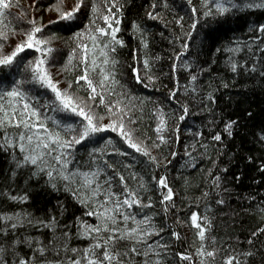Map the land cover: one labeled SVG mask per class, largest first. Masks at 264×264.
Returning a JSON list of instances; mask_svg holds the SVG:
<instances>
[{"label":"snow or ice","instance_id":"obj_1","mask_svg":"<svg viewBox=\"0 0 264 264\" xmlns=\"http://www.w3.org/2000/svg\"><path fill=\"white\" fill-rule=\"evenodd\" d=\"M186 2L189 6L187 30L185 17H174L182 32V36L176 37L182 42L179 52L173 53L175 62L188 54L199 30H204L201 42L210 43L228 17L247 10H264V0H198V6L193 0ZM158 6L168 9V0H161L159 5L153 0L147 19L159 20L167 26L161 13L156 11ZM19 7V0H0V151L7 152L14 165L9 179L15 182L18 175L24 176L25 190L17 194H13L12 189L0 191V199L27 204L29 182L36 181L51 192L68 194L80 206L81 215L75 216L71 225L61 226L59 217H63L66 208L60 201L56 206L59 217L51 212L45 218L35 217L23 209L0 212V264H167L169 250L182 240L180 232L167 224L170 218L177 227L187 225L194 229L199 241L198 244L193 241L192 254L175 251L177 264H217L219 249L214 247L215 237L211 238L213 247L206 243L211 220L196 211L186 213L177 204V194L167 175L155 174L161 167L166 173L171 160L158 159L152 150L168 144L166 133L179 138V122L189 113L187 104H180L179 115L173 113L177 121L173 127L169 126L163 108L156 107L152 113L157 120L155 139H141L136 126L142 117L135 116L132 107L121 99L130 98L128 94L117 92V87L124 86L116 79L115 67L119 62L111 54L116 52L117 46H125L117 35L121 31L124 5L119 0H74L72 6L67 7L66 0H52L45 6L42 0H33L27 11L21 10L15 16L17 20L26 18L23 20L26 27L17 29L11 26L9 17L13 16L11 10ZM42 8L55 18L44 23L43 16L36 15ZM132 31L140 35V44L147 49L145 30L133 21ZM249 31L264 37V24L250 27ZM61 33L67 34L66 38ZM17 37L22 39L6 52L5 46ZM61 41L69 51L59 72L67 73L71 66L72 71L79 69L80 73L64 81L56 80L52 72L60 51L55 45ZM248 49L252 50L251 45ZM215 51L236 53L240 48L217 47ZM260 51L264 52V48ZM133 60L140 63L135 54ZM175 62L172 72L178 68ZM229 63L233 73L241 67L231 58ZM142 65L143 76L139 67L129 65L133 80L144 88L159 91L155 87L159 77L152 74L147 57L143 58ZM182 67L189 71L194 84L198 76L192 74L189 63L184 62ZM250 71L257 69L253 66ZM260 75L264 76V71ZM61 83L67 86L61 88ZM192 91L195 92V88ZM81 92L85 94L83 97L79 95ZM176 98L177 92L169 90L166 99ZM208 99H213L211 94ZM237 123L236 120L225 123L223 131L229 138ZM107 133L116 134L125 147H118L110 136L106 138ZM211 138L215 142L222 141L220 133H214ZM258 140L264 143V130ZM200 146L208 147L203 143ZM191 147L195 150L196 145ZM176 154L173 152L172 157ZM185 154L191 155L187 148ZM84 156L87 159H83ZM137 156L146 160L140 161ZM109 157L128 158L132 162ZM139 163L154 170L151 184L134 171ZM213 165L215 167L214 161ZM260 170L264 171V167ZM208 176L213 177V169H208ZM220 181L221 177L215 175L211 184L220 188ZM209 195V192L202 194L203 198ZM157 203L159 212L155 210ZM216 203L225 201L218 199ZM158 215L160 223L156 221ZM184 215H187L186 220L181 219ZM29 227L40 231L42 236L43 230H47L50 237L19 235L21 229ZM165 232L172 238L171 243L163 240ZM262 233L264 228L253 232L252 236ZM73 239L87 243L73 247ZM248 243L251 245L253 241L249 239ZM24 248L27 251L22 254ZM240 256L250 258L255 253L228 254L221 257V264H247V259L242 261Z\"/></svg>","mask_w":264,"mask_h":264},{"label":"trees","instance_id":"obj_2","mask_svg":"<svg viewBox=\"0 0 264 264\" xmlns=\"http://www.w3.org/2000/svg\"><path fill=\"white\" fill-rule=\"evenodd\" d=\"M182 1L185 4L181 0H178V4L175 0H168V9L157 7L156 11L160 12L164 21L167 22L166 26L159 20L147 19L146 13L151 10L150 5L153 0H119V3L124 5L123 27L129 35L117 34L118 38L123 39L125 46H117L116 52L111 54L112 57L117 58L118 62L126 64L125 67L120 64L116 65V79L120 85L124 86L123 88L117 87V92L127 93L130 98L121 97V99L129 107H132L135 116L142 117L138 125L141 133L139 136L143 139L151 137L154 140L153 130L155 127L148 131L151 121L150 112L156 107H162L168 118L174 117L173 113L179 115V108L175 109L173 106V111H170L169 108H164L162 105L170 103V100L166 99L169 90H176L177 98L173 100V105L187 104L197 119L195 121L190 119L187 122L188 126L183 131L179 142L170 133H166L168 144L162 145L160 149L152 150V154L164 161L165 157L169 160L172 153L177 150V156L168 166L167 172H164L173 190L179 192L180 198L177 204L182 206L188 214L194 208L201 212L202 217L207 216L211 220L210 231L206 232V243L210 248L213 247L211 238L215 237L214 247L219 249L217 264H221V257L228 254L235 255L248 251L255 253V256L250 258L240 256L242 261L247 259V264H264V233L252 236L253 232L264 228V211H262L264 209V171L260 170L261 167H264V143L258 140L259 134L264 130V76L260 75V72L264 71V52H261L259 47H255V40L247 35L250 32V27L255 28V26L263 24L264 10H247L228 17L227 23L214 33L210 43L201 42L204 30H199V35H195L190 44L188 54L180 62H175L173 53L179 52L182 42L176 37L182 36V32L174 17L184 16V28L185 30L188 28L189 6L186 0ZM71 2L73 1L66 0V6ZM155 2L159 5L161 0H155ZM193 4L198 6V0H193ZM29 5L23 2L20 3L19 8L11 10L13 13V16L9 17L12 21L11 26L17 29L20 26H26L23 23L26 18L17 20L15 16H18L21 10L27 11ZM54 18L53 14L49 17V19ZM133 21L145 30L144 39L148 43L147 49L140 44V35L133 33L131 26ZM19 39L22 37L16 38L17 41ZM248 45H251V51H249ZM59 46L62 48L57 53L59 63L57 67L52 68V72L56 80H70L72 73L80 74L79 69L74 72L70 70L67 74L59 72L69 51V48L63 43ZM217 47L222 49L239 47L240 51L236 53L216 52ZM254 52V56H251ZM134 54L138 60L144 57L151 58L152 74L159 77L155 86L160 89L159 91L151 87L144 88L135 83L127 73L126 67L135 62ZM156 57L160 59L157 60ZM230 58L232 62L241 66L238 67L236 73L231 71ZM174 62L178 64V68L172 72ZM184 62H188L192 74L198 76L194 84L191 82L189 71L182 67ZM253 66L256 67V72L250 71ZM58 72L59 74H57ZM175 78L177 83L174 81ZM225 84L228 87H224ZM62 85L66 86V83ZM193 88H195V92L192 91ZM209 94L213 97L212 100L208 99ZM116 98L112 97L113 100ZM101 111L103 110L101 109ZM248 113H251V116ZM174 120H176L175 117L169 124L170 127H173ZM230 120L238 122L233 129L231 138L223 131L225 123ZM198 132L202 135L196 136L195 134ZM214 133L222 135L221 142L212 140L211 137ZM108 136L112 138L113 134L105 135L106 138ZM148 143L150 144L151 141ZM201 143L207 144V149L202 148ZM193 144L196 145L195 150L191 147ZM186 148L191 153L190 156L185 154ZM109 159L132 162L123 157H109ZM137 159L146 160L145 157L140 156H137ZM225 168L227 171H222ZM11 169L7 156L0 153V191L12 189L13 194L22 193L25 190V177L18 175L15 182H12L9 179ZM208 169H213V177L215 175L221 177L220 188H214L211 184L213 177L208 176ZM134 171L140 173L145 181L151 184L150 177L154 173L152 168L147 167L144 163H139ZM155 174H163V167ZM224 189H228V191L225 192ZM28 191L30 195L27 204H14L0 199V212L11 213L23 209L31 212L35 217L45 218L49 212L59 217V210L56 206L60 201L66 208L63 217H59L61 226L71 225L74 217L81 215L80 206L62 191L60 193L51 192L42 188L36 181L29 182ZM203 192H209L210 195L203 198ZM218 199H223L225 203L217 204ZM155 210L160 211L158 203ZM181 219L186 220L187 215L182 216ZM156 221L160 223L161 216L158 215ZM167 224L173 225L181 234L182 240L176 243L178 250L185 252L184 247L186 246L187 252L194 253L193 242L190 245L187 244L183 227H177L171 218ZM164 234L163 240L171 243L169 233L165 232ZM19 235H32L42 239L50 237L47 230H43L42 236L40 231L30 227L21 229ZM249 239L253 241L251 245L248 243ZM195 241L197 244L199 243L197 238ZM86 243V241L77 239L71 241L73 247L83 246ZM26 251L24 248L22 254ZM170 251L168 252L170 260L177 261Z\"/></svg>","mask_w":264,"mask_h":264},{"label":"bare ground","instance_id":"obj_3","mask_svg":"<svg viewBox=\"0 0 264 264\" xmlns=\"http://www.w3.org/2000/svg\"><path fill=\"white\" fill-rule=\"evenodd\" d=\"M70 1H73V2H71V3H69V4H67V7H71L72 6V4L74 3V0H70ZM23 2H25V3H28V4H32L33 3V0H19V3H23ZM50 2H52V0H42V3L46 6L47 4H49ZM175 2H177V4L179 3L178 2V0H175ZM181 2L182 3H184L182 0H181ZM187 3V2H186ZM185 4V3H184ZM16 8H13V10H15ZM36 15H37V17H40V16H43V22L44 23H47V21L49 20V17H50V15H49V13L44 9V8H42L41 9V11L40 12H38V13H36ZM53 16L55 17V15L53 14ZM123 20H124V12H123V17H122V22H121V25H120V28H121V31L119 32L120 34H123V35H129V33L125 30V28L123 27ZM263 21V24H264V18L262 19ZM85 22H87V21H85ZM132 26V25H131ZM23 27V26H22ZM24 27H26V26H24ZM20 28H21V26H20ZM118 33V34H119ZM62 37H65L66 38V36H67V34H65V33H61L60 34ZM248 37H250V38H252V39H254L255 40V42H254V46L255 47H259V48H264V37H261L260 36V33H258V32H256V33H251V32H248ZM263 41V42H262ZM17 42V40L16 39H13V40H11L10 41V43L8 44V45H6L5 46V51L6 52H9V51H11V46H14L15 45V43ZM62 41L61 42H58L56 45H55V47H57V48H59L60 49V51H61V47L59 46V45H62ZM59 51V52H60ZM254 54H255V52L254 53H252L251 54V56H254ZM56 56H57V58H59V55L58 54H56ZM29 58H31V56H29ZM112 58H114L115 60H117V58H115V57H112ZM145 58V57H144ZM149 59V62L151 61V58H148ZM58 60V59H57ZM142 60L143 59H139V61H140V63L139 64H137L136 63V61L135 62H132V63H130L129 65H134V66H136V67H139L140 68V70H141V75L143 76L144 75V70H143V65H142ZM59 61V60H58ZM118 61V60H117ZM154 61V60H153ZM59 63V62H58ZM57 63V64H58ZM118 64H120V65H122V66H124L125 67V63H123V62H119ZM57 67V66H56ZM117 67V66H116ZM115 67V70L117 69ZM70 70H71V66H70ZM126 70H128L127 71V73H129V75L132 77V72H131V69L129 68V67H126ZM72 71V70H71ZM72 72H74V71H72ZM65 74H67V73H65ZM76 75L75 74H73L72 73V75H71V78L70 79H72V77L74 78ZM133 79V78H132ZM60 81H63L62 79L60 80ZM174 81L177 83V79L175 78L174 79ZM136 83V82H135ZM62 84H64V83H61L60 84V87L61 88H65L66 86H63ZM140 87V86H139ZM176 91V90H175ZM82 93V94H81ZM81 93H79V95H81L82 97H83V95H84V93L83 92H81ZM48 98H51L50 97V94H49V97ZM157 104H158V102H156ZM160 104V103H159ZM162 104V103H161ZM174 104V102H173V100H170V103L168 102V103H164V104H162L163 105V107L164 108H169V110L170 111H173L172 110V108H173V106H174V108L175 109H177V108H179L180 109V105H177V106H175V105H173ZM173 108V109H174ZM154 111V110H153ZM153 111H151L150 112V119H151V121H150V129L148 130V131H150V130H152V128H154L155 127V124L157 123V120H156V118L152 115V113H153ZM175 117V116H174ZM174 117H172V118H168V123L169 124H171L172 122H173V119H174ZM190 119H192V121L194 120H196L197 119V117L196 116H193V111L192 110H189V113H188V115H187V117H186V119L184 120V121H182V122H179V127H180V132H179V138L178 139H175V140H177V142H179L180 140H181V136L183 135V131L187 128V122L190 120ZM177 123V121L176 120H174V124H173V126H175V124ZM139 125V124H138ZM138 125L136 126V127H138ZM139 129V128H138ZM154 131V130H153ZM113 134V137H112V139L114 140V141H116L117 142V146L118 147H121V148H123V147H125L120 141H119V138L116 136V134H114V133H112ZM141 133L139 132V135H140ZM106 135V134H105ZM141 139H143V138H141ZM84 150L83 149H81V152H83ZM0 153L1 154H5L6 156H7V158H8V163H9V165L13 168L14 167V165L11 163V158H10V155L7 153V152H4V151H0ZM176 156H177V154H176ZM175 156V157H176ZM120 158V157H119ZM171 158H172V156L169 158V160H171ZM83 159H87V157L86 156H84L83 157ZM173 160H174V158L172 159V161H171V164H172V162H173ZM129 161H130V159H129ZM164 172H165V170L163 169V174H164ZM174 192L177 194L176 195V201H178L179 200V192L178 191H175L174 190ZM67 195V197L68 198H70L71 199V197L68 195V194H66ZM179 205V204H178ZM192 211H196V212H198L199 213V215L201 216V212H199V211H197V210H195L194 208L191 210V212ZM202 217V216H201ZM201 223H203V221L201 222ZM171 228L173 229V230H176L175 229V227L172 225L171 226ZM183 230H185V232H184V236H185V238H186V240H187V244H191L195 239H196V237L195 236H192V234H194L195 233V230L194 229H191V228H189L187 225H185V226H183ZM178 231V230H177ZM164 235L165 234H163V237H164ZM171 240H172V238H171ZM170 240V241H171ZM25 250H27L26 248H25ZM171 251L170 252H172V254H173V256L176 258V259H178L175 255H174V253H175V251H179L178 250V248L176 247V244L174 245V247L172 248V249H170ZM184 250H185V252H187V248H186V246L184 247ZM189 254H192V252L190 251V252H188ZM167 264H177V261H172V260H170V259H167ZM183 264H187V262H183Z\"/></svg>","mask_w":264,"mask_h":264},{"label":"water","instance_id":"obj_4","mask_svg":"<svg viewBox=\"0 0 264 264\" xmlns=\"http://www.w3.org/2000/svg\"><path fill=\"white\" fill-rule=\"evenodd\" d=\"M175 153H177V150L175 151ZM173 157L171 158V161H172Z\"/></svg>","mask_w":264,"mask_h":264},{"label":"rangeland","instance_id":"obj_5","mask_svg":"<svg viewBox=\"0 0 264 264\" xmlns=\"http://www.w3.org/2000/svg\"><path fill=\"white\" fill-rule=\"evenodd\" d=\"M176 151V150H175ZM161 175H163V174H161Z\"/></svg>","mask_w":264,"mask_h":264}]
</instances>
